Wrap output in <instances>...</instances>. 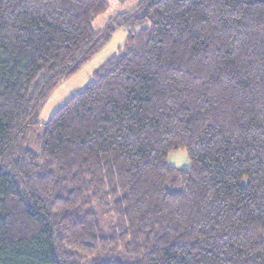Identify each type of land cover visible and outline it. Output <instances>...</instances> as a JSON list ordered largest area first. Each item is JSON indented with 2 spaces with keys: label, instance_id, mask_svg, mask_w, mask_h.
<instances>
[{
  "label": "trees",
  "instance_id": "trees-1",
  "mask_svg": "<svg viewBox=\"0 0 264 264\" xmlns=\"http://www.w3.org/2000/svg\"><path fill=\"white\" fill-rule=\"evenodd\" d=\"M107 9L0 0V264H264V0H141L95 32Z\"/></svg>",
  "mask_w": 264,
  "mask_h": 264
},
{
  "label": "rangeland",
  "instance_id": "rangeland-1",
  "mask_svg": "<svg viewBox=\"0 0 264 264\" xmlns=\"http://www.w3.org/2000/svg\"><path fill=\"white\" fill-rule=\"evenodd\" d=\"M141 0H106L108 9L98 16L92 22V29L95 32L101 31L107 23L118 14L128 12L136 7ZM139 28H120L117 29L111 36L110 40L102 46L99 51L94 54L80 69L72 76L64 79L55 89L50 93L43 105L39 109L36 117V122L44 124L48 121L51 115L63 105L69 98L77 94L90 81L92 74L110 57L116 54L117 49L123 45L130 31L137 33ZM26 146L33 151H37L38 143L34 139L40 129L32 128ZM166 163L170 167L176 169H187L190 167V160L184 150H177L169 153L166 158ZM105 212V211H104ZM100 215L101 213L98 212ZM103 221V226L109 222L108 215L100 216ZM86 264H90L89 258L85 257Z\"/></svg>",
  "mask_w": 264,
  "mask_h": 264
}]
</instances>
